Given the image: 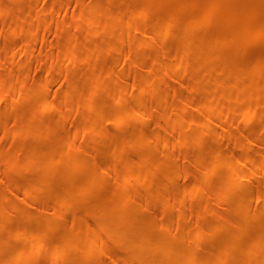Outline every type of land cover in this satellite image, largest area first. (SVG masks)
<instances>
[{
	"label": "bare ground",
	"instance_id": "bare-ground-1",
	"mask_svg": "<svg viewBox=\"0 0 264 264\" xmlns=\"http://www.w3.org/2000/svg\"><path fill=\"white\" fill-rule=\"evenodd\" d=\"M108 1L113 4L115 0ZM125 1L135 7L122 10L129 18L131 29L134 28L128 51L121 47L114 24L118 14L114 17L112 12H105L101 8L102 1L89 5L81 0L79 7L73 10L74 29L86 26L87 36H97L100 32L108 36L105 42L83 40L79 45L71 32L62 33L63 43L54 49L56 54L62 45L71 48L76 44L80 57L65 52L64 58L90 70L79 86L70 82L74 67L54 75L56 79L64 78L61 88L67 87L54 93V98L62 96L60 105L47 100L51 83L47 76L60 63L52 66L38 61V70H44L45 75L37 83L31 76L33 56L26 62H17L14 55H0V70H3L0 105L6 104L1 111L3 114L0 113L3 136H20L18 129L10 127L9 114L16 110L17 104L28 102L27 107L17 110L15 117L28 122V126L21 129L24 136L21 153L24 159L36 150L46 156L22 166L15 163L13 153L3 154L8 172L3 189L14 187L15 190L7 197L0 192L3 204L0 205V264H38L39 252H43L44 264L62 261L67 264H239L242 256L256 261L255 264H264V251L256 256V250L264 247V209L248 210L250 197L256 198L264 189V50L239 54L226 51L216 42L232 43L237 50L241 45L233 38L248 37L253 44L258 37H264V0ZM33 8L30 6L29 11H23L8 0H0V18L8 15V10L12 15L6 20L4 36L11 40L30 28L25 47L28 51L39 23L46 22ZM156 9L159 12L155 13ZM147 12L153 14L151 26L143 22ZM180 19L184 20L183 26ZM197 21H200L199 28L209 22H216L220 27L211 34L191 30ZM175 29L179 30L178 34L169 42L166 40L167 47L161 49V54L151 55L147 61L135 60L136 52L160 48L162 44L157 42V37L163 39ZM250 33L254 36L249 37ZM174 46L178 49L172 52L170 48ZM200 50L208 60L204 70L196 73L193 82L187 85L188 93L165 78L163 84L159 83L162 72L157 71L152 61L157 58V64L158 59H164L165 72L181 76L202 65L203 59L195 55ZM114 55L117 63L110 66L106 61L104 64L110 69V75L98 74L100 57L107 59ZM125 63L135 65V72L144 70L145 77L142 74L132 78L123 76ZM184 63L189 67L181 68ZM20 71L25 76L17 90L13 77L20 75ZM245 87L250 90L249 95L232 105V96L239 97ZM194 94L197 95L196 107L192 106ZM101 96L106 100L97 102ZM174 97L177 100L172 103ZM66 102H71V106L67 108ZM174 107L177 118L184 114H189L190 118L174 120L170 116ZM206 108L210 109L208 114L200 119L196 117ZM51 109L56 118L48 120L45 114ZM225 113L228 114L226 119ZM257 115L261 125L254 130L251 124ZM152 118L156 119L159 129L151 130L148 121H143ZM241 119L244 127H240ZM126 126L129 127L127 131L124 130ZM80 128L83 133L76 140ZM177 128L181 131L176 137ZM62 131H66L63 136ZM44 135L49 136V141L41 149L36 142ZM225 137L230 140L228 146L248 151L238 155L234 150L223 153L220 146ZM213 141L216 143L213 153L193 159L192 168L197 172H193L192 177L199 185L197 192L202 188L208 192L206 211H211L213 205L217 207L210 212L214 217L195 225L184 224L180 229L181 239L172 237L175 216L170 206L176 201L168 204L167 201L168 196L180 191L176 188L172 194L158 192L155 180L163 177L168 178V184L174 182L180 161L187 155L176 150L175 145L195 143L198 151ZM71 149L73 153L65 152ZM104 150L111 151L113 156L104 155L103 169L96 172L92 164L102 157ZM155 154H162L161 162L156 164L161 167L159 173L148 167L150 159L156 160ZM142 157L143 164L138 163ZM138 165L141 167L136 170ZM219 167L222 171L217 185L212 177ZM83 171L87 172L81 175ZM112 176L120 181L114 186L94 183L88 204H83L76 193L77 179L82 178L85 185L90 186L92 180L101 181ZM148 184L152 186L147 194L139 196L136 190ZM130 185L135 191H128ZM193 189L189 193H193ZM227 197L233 206L223 213ZM180 200L186 202L187 194L183 193ZM66 206L72 207L70 220L56 219L57 214L65 212ZM146 206L151 208L149 216H139ZM183 207L180 206V217L184 215ZM56 209L59 210L50 212ZM82 217L85 218L80 220ZM249 219L255 224L253 231L243 228ZM91 223L88 230L78 227ZM225 224L226 231L217 243L207 247L201 245L214 239L224 230ZM235 240L237 243L233 244ZM112 250L114 253L106 261L104 253ZM96 255L95 259H88Z\"/></svg>",
	"mask_w": 264,
	"mask_h": 264
},
{
	"label": "rangeland",
	"instance_id": "rangeland-1",
	"mask_svg": "<svg viewBox=\"0 0 264 264\" xmlns=\"http://www.w3.org/2000/svg\"><path fill=\"white\" fill-rule=\"evenodd\" d=\"M9 3L11 5L17 6L19 9L23 10V11H29V7L33 6L37 12H39L41 14V18L43 20H46V22H42L39 23L38 26V31L34 34V36L31 38V43H30V51H28L25 47H26V43H27V39L29 38L30 34H31V30L30 28H25V30L22 32V34L14 39L8 40L6 39L5 32H6V28L5 27V23L6 20L9 19L12 15L10 10L7 11L8 15H6L3 18H0V55H2L3 53H5L8 57L11 56H15V61L17 62H26L27 60H30V58L33 56V63H32V72H31V76L32 78L35 79V81L37 83H39L41 81V79L44 78L45 75V71L44 70H38L37 67V63L38 61H44V62H48V64H52V66H57L58 63H60V65L58 66L57 69L53 70L52 73H50V75L47 76V78L49 80H51L50 85V95L48 97V101L49 102H53L55 105H60L62 100V96H58L57 98H54V93L56 91H60V90H65L67 87L66 85H64L61 88V85L63 83V77L56 79L54 77V75L58 72H65L66 69L68 67H74V72L71 74L70 76V82L73 86H79L82 81H83V76L84 75H88V72L90 70V68H82V64H76L75 61H70L68 59L64 58V53L68 52V53H75L77 56L79 55V49H76V44H74V46H72L71 48H68L65 45H62L60 47V52L58 54H56V50H54L60 43H63V32L64 31H68L71 32L77 39V43H79V45H81L83 40H86V42H91V41H99V42H105L107 40V36L108 33H98L97 36H87L85 31V27L83 28L80 27L78 29H74V21L76 20V17H73V10L75 8L79 7V3L81 0H14V1H10L8 0ZM84 1V0H83ZM89 5L94 3V2H101V8L105 11V12H112L114 17H116V13L118 14L114 24L118 30V38H119V42L121 47H124V49L126 51H128L129 47L128 45L130 44V36H132L134 34V28L133 30L131 29L130 26V22H129V18L127 17V15L122 14V10L127 8L129 10H134V4H131V2H126L125 0H115L113 4H109L108 0H85ZM11 7V6H10ZM197 7V6H195ZM155 13L159 12L158 9H156L154 11ZM147 15L143 18V22L144 24L151 26L153 24V14L152 12L146 13ZM145 15V14H144ZM179 23L183 26L184 25V20L180 19ZM200 25V21H197V24L194 25L191 30H196V31H204V33H208L211 34L217 27H220V25H218L216 22H209L206 25L202 26V27H198ZM180 26V25H179ZM131 33L130 35H128V33ZM179 30L175 29V30H171L167 35L163 36L164 38L161 39V36L157 37V42L161 43L162 46L160 48H152L151 50L146 49L145 53H141V52H136L135 54V60L136 61H147L151 55H157L161 54V49H165L167 47L166 44V40H168V42L175 37L178 34ZM249 37L254 36L252 33H250L248 35ZM211 38V36H210ZM163 40V41H162ZM233 41L239 43V45H241L240 48H238L237 50L234 48L232 43H223L222 41L220 42L219 40H216L217 44L222 45L225 47L226 51H233V52H237L239 54H244L245 52L254 50V49H260V50H264V37L260 36L257 38V42L251 44L249 42V38L248 37H242V38H233ZM170 44V43H169ZM178 48L177 47H172L170 48V50L172 52H175ZM203 51H197L195 53L196 57H199L202 60V65L200 67H198L197 69H191L188 72L182 74L181 76H179L178 74H173V72H165V60L164 59H158V63L155 64V61H152V64L156 67L157 71L162 72V78L160 79L159 83L163 84L164 83V78L166 80H168L171 83L176 84V86L180 89V90H184V93H188V84L193 82V77L196 73L203 71L205 68V62L208 60V58L206 56H204ZM57 56V57H55ZM80 57V55L78 56V58ZM84 61H87V59H85ZM108 61L110 66L117 63V56H111L109 58H103L100 57L99 61H98V67L96 72L98 74H104V75H110L111 71L109 68H105L104 64L105 62ZM181 68H186L189 67V65L187 63H184L181 65ZM135 65L131 64V63H125L123 66V72L122 75L123 76H131L134 77L135 75H140L142 74L145 77V71L144 70H138V71H133ZM84 72V73H83ZM3 73V70H0V74ZM20 75L16 74L13 77V83H14V87L18 90L21 87L20 82L22 81V78L25 76V73L23 75V72L20 71L19 73ZM43 85V84H42ZM48 85V84H47ZM41 87H45V86H41ZM61 88V89H60ZM3 89L0 87V95L2 93ZM250 93V90L247 89L246 87L242 89L241 93H239V97H233L232 96V105L239 103L240 101H242V98L244 96H248ZM148 98L150 99V96L147 95ZM217 96V95H216ZM191 99H193V107H196V103L194 102L195 99H197V95L194 94V96H191ZM106 100L105 96H101L97 99V102L99 101H104ZM176 97L171 99V102L174 103L176 101ZM42 102L46 101V99H41ZM29 104L28 102H21L19 104H17L16 110L14 112H11L9 114V117L11 118L9 120V125L10 127H15L16 129L19 130L20 132V136H14V135H7V136H3V127L0 125V192H3L4 196H10L15 188L14 187H10L9 189H3L4 188V180H6L8 178V172L5 169V163H4V159H3V154L5 152H10L13 153L14 155V161L15 163L19 164V165H28L31 161H35V160H39V159H44L46 156L41 152L39 153L38 150L32 152V154H30V156L28 157V159H24V156L21 153V142L24 140V136L21 133V129L28 126V122H26L25 120L22 119H17L16 114H17V110L18 109H22L27 107ZM65 106L68 108V106H71V102H66ZM6 104H1L0 105V113L2 111V108H5ZM175 107L173 108V110L170 113V116L174 119V120H180V121H185L186 119L190 118L189 114H184L180 117H176L175 116ZM210 112L209 108H206V110H204L203 112H200L196 115V117H198L199 119L204 117L206 114H208ZM3 114V113H1ZM230 114V113H229ZM226 117H228V114L225 113L224 115V119H226ZM45 118L48 120H53L56 118V114L55 111L53 109H51L49 112H47L45 114ZM260 116L257 115L256 119L252 122L251 127L252 129H256L257 125H261L260 121ZM78 120V116L75 117L74 122H77ZM110 120V119H109ZM108 120V121H109ZM145 122L148 121L149 125H150V129L151 130H155V129H159V127L156 126V119L152 118V119H145L143 120ZM240 127H244V124L242 122V119L239 121ZM121 124H119L118 126V130H120ZM169 128V126H167ZM129 129V127H125L124 130L127 131ZM170 129V128H169ZM181 130L180 128H177V130H175L176 133V137H177V133H179ZM40 132L43 133V126H41ZM83 131L81 130V128L79 129L78 135L75 138L76 140L80 137V135H82ZM174 133V132H173ZM62 136L66 134V131H62ZM255 134V133H254ZM39 140H37V146L41 147V149H44L49 141V136L48 135H44L43 138H38ZM230 140L228 138H224V141L221 142V151L223 153H231L233 150L235 151V154L238 155L241 152H246L248 151L247 148H234L232 145L228 146L227 143ZM173 143H176V139L173 140ZM216 146V143L213 142H209L207 144H204L198 151L195 148V143H192L191 146L188 145H180L177 146L175 145V149L182 151V152H186V157L185 159L180 163V170L177 172V174L174 176L175 180H173L174 182L168 184V178H159L156 179L155 181L158 182V184H154L156 191L161 192V193H166V194H172V192H174L176 190V188L178 189V191H180L178 194H176L175 196H168L169 200L167 201V204L169 202L176 201V203H172V205L170 206V210L172 211L173 215L175 216V218L172 221V232L173 235L172 237H180V229L184 224H196L198 222H202L206 219H211L214 217L213 214H211L210 212L213 210H216V206L213 205L211 206V211H206L205 206H206V199H207V195L208 192L202 188V190L198 191L196 189H198L199 185L194 182V177H192V173L193 172H197L196 170H194L192 168V163H193V159H195L197 157V155H206L207 153L212 152L214 150V147ZM62 147V146H61ZM20 148V149H19ZM252 149V148H251ZM68 153H73L74 150H68L65 151ZM104 155H110L113 156V154L111 153V151L109 150H104L102 153V157L100 159L97 160V162H94L92 164V167H95L97 169L96 172L101 171L103 168V165L101 164L103 161V156ZM161 155L162 154H155V159L156 160H152L150 159L148 161V167L152 170H154L156 173H159L161 171V167L156 166V164H158L159 162H161ZM214 157V156H212ZM263 160V159H262ZM264 161V160H263ZM138 163L143 164V157L140 158L138 160ZM141 167V165L136 166V170H139ZM221 171L222 168L219 167L218 170L216 171V173L214 174V176L212 177V181L216 182V184H219V180H220V176H221ZM87 171H83L80 174H85ZM120 178H117L115 176H112V178H105L102 179L101 181H97V180H92V184H90V186L85 185L84 181L82 180V178L77 179L76 180V193L78 196H80L83 199V204L87 205L88 204V199L90 198V196L93 193V184L94 183H102V184H108L110 183V185L114 186L115 182H119ZM168 184V185H167ZM167 185V186H166ZM150 186H152L151 184H148L147 187L145 188H141L139 190H136L139 196H145L147 194L148 189L150 188ZM251 186V185H250ZM194 187L193 190H195L193 193H189L190 190ZM179 188H182V190H180ZM184 188H186L184 190ZM121 190V188H120ZM135 191L134 186L130 185L128 186V191ZM106 191H104L102 193V195L105 194ZM183 193L187 194V200L186 202H182L180 199H182ZM257 198V199H256ZM256 198H251L249 199L250 204H249V208L248 210L250 212L259 210V209H264V189L263 191L260 192L259 196H257ZM231 201L228 199L224 202V209L221 210V212L225 213L229 210V208H231L233 206V203H230ZM229 203V204H228ZM2 203H0L1 205ZM3 205V204H2ZM184 205L182 212H184V215L182 217H180L179 214V210H180V206ZM65 212L63 214H57V216H55L56 219L61 220V221H68L70 220V217L72 215V207L71 206H66L65 207ZM6 210H8L6 208ZM59 209L56 210H50V212L53 211H58ZM151 212V208L146 206V210L142 211L139 213V216L141 217H147L149 216ZM160 216V215H158ZM85 217H82L80 220L84 219ZM16 217L13 218V220H15ZM79 220V222H80ZM251 224V225H250ZM78 227H82L84 228V230H88L92 227V223L91 225H85V226H78ZM227 228V225H224V230L220 231L214 239L210 240V241H206L203 242L201 245L203 247H207L209 245H214L215 243H217L220 238L223 236V234L225 233ZM243 228L246 231H253L255 229V224L253 222H251V219H249V223H244L243 224ZM210 232H208L209 234ZM181 239V237L179 238ZM237 240L233 241V244H236ZM264 251V247L263 248H259L256 250V256H259L260 253H262ZM114 253V251H110V252H105L103 255V258L108 261L107 259ZM98 255L93 256L88 258L89 260L95 259ZM39 257V263L38 264H44L42 257H43V252H39L38 254ZM56 260H54L52 263H54ZM256 261L254 262V260H247L245 258V256H242V258H240L239 260V264H255ZM49 264V263H46ZM58 264H67L66 261H62L59 262ZM134 264V263H131Z\"/></svg>",
	"mask_w": 264,
	"mask_h": 264
}]
</instances>
